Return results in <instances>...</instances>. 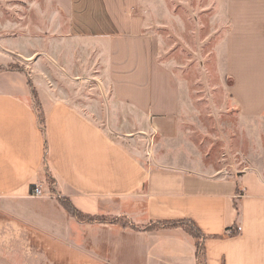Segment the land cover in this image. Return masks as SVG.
Listing matches in <instances>:
<instances>
[{"label":"crops","instance_id":"0c3cea01","mask_svg":"<svg viewBox=\"0 0 264 264\" xmlns=\"http://www.w3.org/2000/svg\"><path fill=\"white\" fill-rule=\"evenodd\" d=\"M65 2L73 22L63 40L74 38L80 49L96 41L97 60L106 67L112 93L110 108L122 107L129 110L125 115L135 116L134 122L126 117V124H114L127 144L137 141L131 135L139 129L149 131L156 121L179 113L180 87L156 60L155 40L138 11L141 0H102L104 13L94 17L103 15V31L89 28L92 13L78 12L77 0ZM228 11L232 25L225 38V66L233 80L230 91L242 115L262 117L264 0H228ZM12 36L0 33V264L89 261L93 255L85 242L92 236L97 245L109 246L107 257L95 252L94 258H107L111 264H198L196 239L182 227L142 231L88 224L62 200L89 216L127 215L138 225L190 219L206 237V264H264V176L259 171H244L238 179L213 177L177 164L142 161L59 91L43 70V61L50 68L60 62L51 53L56 51L55 36L24 30ZM44 40L51 48L45 49ZM37 52L44 56L28 70L8 67ZM38 185L47 197L33 196ZM234 224L241 231L230 235Z\"/></svg>","mask_w":264,"mask_h":264},{"label":"rangeland","instance_id":"374dc122","mask_svg":"<svg viewBox=\"0 0 264 264\" xmlns=\"http://www.w3.org/2000/svg\"><path fill=\"white\" fill-rule=\"evenodd\" d=\"M65 4L64 0H0V33L14 36L24 30L43 38L48 33L55 36L56 51L51 53L60 62L50 68L43 61V70L57 82L59 91L69 94L74 104L128 145L142 161L177 164L213 177L238 179L247 170L259 171L264 176V116L241 114L230 91L233 80L226 72L225 38L232 25L228 0H141L138 11L144 18L145 30L155 40L156 60L176 78L181 107L175 116L153 123V129L133 133L131 136L137 139L133 144H127L125 136L116 131L114 124H126V117L134 122L135 116L125 115L129 110L122 107L110 108L108 97L112 93L106 83V67L97 60L100 49L96 41L89 40L87 48L80 49L74 38L63 40L71 32L73 22L66 8L69 5ZM76 9L82 14L92 13L88 14L89 28H106L103 15L94 17L104 13L102 0H77ZM44 44L45 49L51 48L47 40ZM43 56L44 53L37 52L11 65L28 70ZM65 65L70 68L65 70ZM140 124L136 123L137 127ZM47 180L52 186L53 181L49 177ZM61 203L68 205L65 200ZM236 206L239 210L238 202ZM129 221L136 224L127 215L101 214L84 222L141 230ZM85 246L93 259H73V264H111L107 258H94L95 252L107 257L104 251L109 249L108 245H97L92 236Z\"/></svg>","mask_w":264,"mask_h":264},{"label":"trees","instance_id":"16d2710c","mask_svg":"<svg viewBox=\"0 0 264 264\" xmlns=\"http://www.w3.org/2000/svg\"><path fill=\"white\" fill-rule=\"evenodd\" d=\"M9 68H13V65H9ZM1 69V68H0ZM18 69V68H16ZM20 70V69H18ZM31 88H32V95L35 103V107L38 112V117L40 120V124L42 128L44 129V115L41 110V105L37 96L36 89L34 88L32 82H31ZM64 201V200H62ZM65 202H68V205L66 206L69 211L72 212V214L81 222L86 221L88 218L91 219L93 216L86 215L76 209L69 200H65ZM236 205V203H235ZM237 207V206H236ZM238 209V208H237ZM92 221V220H90ZM129 224L134 227L138 228L144 231H150V230H157V229H164V228H175V227H182L187 232H189L195 239H196V248H197V258H198V264H206V252H205V235L200 231L199 227L190 219H173V220H163V221H152L148 225L144 226H138L131 221H129ZM234 227V228H233ZM233 227L228 228V233L230 235H236L240 231L238 230L239 226H236L234 224Z\"/></svg>","mask_w":264,"mask_h":264},{"label":"built area","instance_id":"2783aa9c","mask_svg":"<svg viewBox=\"0 0 264 264\" xmlns=\"http://www.w3.org/2000/svg\"><path fill=\"white\" fill-rule=\"evenodd\" d=\"M33 196L34 197H38V198H42V197H47L48 195H46L44 193V190H43L42 186L38 185L36 187V189L34 190V192H33ZM0 203H1V197H0ZM238 230L241 231V227L240 226L238 227Z\"/></svg>","mask_w":264,"mask_h":264}]
</instances>
